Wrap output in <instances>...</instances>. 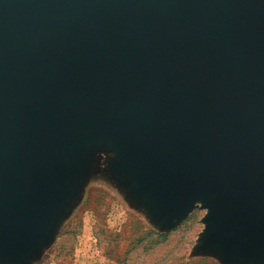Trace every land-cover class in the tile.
<instances>
[{
    "label": "water",
    "instance_id": "95a60500",
    "mask_svg": "<svg viewBox=\"0 0 264 264\" xmlns=\"http://www.w3.org/2000/svg\"><path fill=\"white\" fill-rule=\"evenodd\" d=\"M162 226L264 263V0H0V264L51 235L93 151Z\"/></svg>",
    "mask_w": 264,
    "mask_h": 264
},
{
    "label": "rangeland",
    "instance_id": "374dc122",
    "mask_svg": "<svg viewBox=\"0 0 264 264\" xmlns=\"http://www.w3.org/2000/svg\"><path fill=\"white\" fill-rule=\"evenodd\" d=\"M113 158L109 147L93 151L55 229L23 264H264L199 250L208 214L201 201L162 226L114 175Z\"/></svg>",
    "mask_w": 264,
    "mask_h": 264
}]
</instances>
